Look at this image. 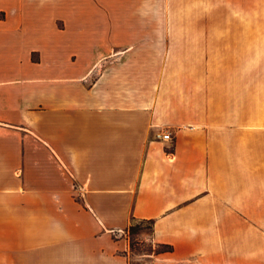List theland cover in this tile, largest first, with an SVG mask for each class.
<instances>
[{"label":"crops","instance_id":"obj_1","mask_svg":"<svg viewBox=\"0 0 264 264\" xmlns=\"http://www.w3.org/2000/svg\"><path fill=\"white\" fill-rule=\"evenodd\" d=\"M133 220L264 264V0H0V264H129Z\"/></svg>","mask_w":264,"mask_h":264},{"label":"rangeland","instance_id":"obj_2","mask_svg":"<svg viewBox=\"0 0 264 264\" xmlns=\"http://www.w3.org/2000/svg\"><path fill=\"white\" fill-rule=\"evenodd\" d=\"M152 225L146 221H131L124 234L130 243L129 264H149V259L166 250L153 243ZM167 246V245H166ZM163 253V252H162Z\"/></svg>","mask_w":264,"mask_h":264},{"label":"trees","instance_id":"obj_3","mask_svg":"<svg viewBox=\"0 0 264 264\" xmlns=\"http://www.w3.org/2000/svg\"><path fill=\"white\" fill-rule=\"evenodd\" d=\"M161 247H164L166 249V250L161 251V253L162 252H170L171 251V248L169 246L162 245Z\"/></svg>","mask_w":264,"mask_h":264},{"label":"built area","instance_id":"obj_4","mask_svg":"<svg viewBox=\"0 0 264 264\" xmlns=\"http://www.w3.org/2000/svg\"><path fill=\"white\" fill-rule=\"evenodd\" d=\"M164 140H170V134H165L162 137Z\"/></svg>","mask_w":264,"mask_h":264}]
</instances>
